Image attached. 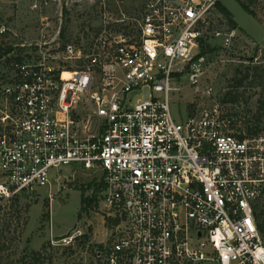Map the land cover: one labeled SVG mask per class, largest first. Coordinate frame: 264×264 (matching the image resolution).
Wrapping results in <instances>:
<instances>
[{"label": "built area", "instance_id": "obj_1", "mask_svg": "<svg viewBox=\"0 0 264 264\" xmlns=\"http://www.w3.org/2000/svg\"><path fill=\"white\" fill-rule=\"evenodd\" d=\"M215 7L147 0L131 32L105 24L58 48L1 46L0 215L71 166L103 184L113 230L101 264H264V135H237L206 109L171 112L177 84L213 91L200 44ZM237 30L213 34L223 59Z\"/></svg>", "mask_w": 264, "mask_h": 264}, {"label": "rangeland", "instance_id": "obj_2", "mask_svg": "<svg viewBox=\"0 0 264 264\" xmlns=\"http://www.w3.org/2000/svg\"><path fill=\"white\" fill-rule=\"evenodd\" d=\"M147 0H0V26L8 31L0 38V50L11 45L51 43L58 48L66 40L79 41L109 24L131 32ZM264 25V0H241ZM230 29L227 18L216 7L208 15L203 28V42L214 48L205 55L206 68L201 86H211L209 97L194 94L187 81L177 84L179 91L171 94V112L175 119L186 111L206 109L219 116L235 134L249 135L258 128L264 135V110L257 115L256 81L250 76L237 91L236 103L227 102L226 94L234 93L236 84L248 68L264 67V45L255 46L241 30L227 58H222L221 43L213 38L216 31ZM205 38V40H204ZM56 50V49H55ZM54 65L60 63V55ZM228 110L229 116L222 119ZM51 188L31 197L21 196L0 215V264H101L95 252L108 244L113 230L103 209L102 191L89 185L97 183L94 175L73 167H64ZM95 195V196H94ZM94 196V197H93ZM87 201L81 204V199ZM95 198L92 202L89 199ZM264 218V199L256 207ZM72 237L68 245L62 239Z\"/></svg>", "mask_w": 264, "mask_h": 264}, {"label": "trees", "instance_id": "obj_3", "mask_svg": "<svg viewBox=\"0 0 264 264\" xmlns=\"http://www.w3.org/2000/svg\"><path fill=\"white\" fill-rule=\"evenodd\" d=\"M240 2V4L243 6V8L249 12L250 14H252L254 17H256L255 13L249 9L248 5H246L244 2H242L241 0H238ZM216 8L224 14V16L227 18V21L229 23L230 28L232 29H239L237 27V25L232 21L229 13L219 4L216 2ZM257 18V17H256ZM240 30V29H239ZM60 38L61 40L65 39V29H62L60 32ZM258 47V45H257ZM214 51V48L211 47L209 44H206L204 42H201L200 44V55H206L208 53H212ZM250 72H252V78L254 80V82L256 81V85L257 88L259 89V91L257 92L258 95V99H257V115H259L263 110H264V67H252V68H248L247 73L245 74V76L236 84L235 86V92L234 93H228L226 94L229 103L233 104L236 103V101L238 100V95H237V91H239L240 88H242V84L244 82L245 79H247L250 76ZM227 117L229 116L228 114V110L225 109V112L222 113V117ZM248 134L249 135H257L258 134V128L253 129H249L248 130ZM242 137V136H241ZM90 188H94L96 191L98 192L101 188H103V184L101 182L99 183H92L89 185ZM95 196V195H94ZM93 196V197H94ZM95 198L89 199V201H93ZM87 200L85 198L82 197L81 199V204H84ZM256 215V219L258 222V228L260 230V232L262 233L263 237H264V218H262V214H258L257 210L255 212Z\"/></svg>", "mask_w": 264, "mask_h": 264}, {"label": "water", "instance_id": "obj_4", "mask_svg": "<svg viewBox=\"0 0 264 264\" xmlns=\"http://www.w3.org/2000/svg\"><path fill=\"white\" fill-rule=\"evenodd\" d=\"M230 15L237 27L255 44L264 45V25L247 12L238 0H216Z\"/></svg>", "mask_w": 264, "mask_h": 264}]
</instances>
